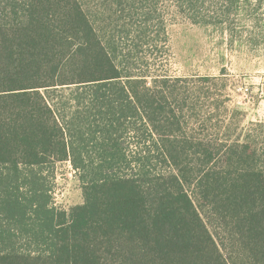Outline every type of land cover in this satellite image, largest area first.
I'll list each match as a JSON object with an SVG mask.
<instances>
[{
  "label": "trees",
  "instance_id": "obj_1",
  "mask_svg": "<svg viewBox=\"0 0 264 264\" xmlns=\"http://www.w3.org/2000/svg\"><path fill=\"white\" fill-rule=\"evenodd\" d=\"M96 24L82 0H0V264H264V124L177 136L176 82L169 102ZM65 160L83 202L61 210L44 172Z\"/></svg>",
  "mask_w": 264,
  "mask_h": 264
},
{
  "label": "rangeland",
  "instance_id": "obj_2",
  "mask_svg": "<svg viewBox=\"0 0 264 264\" xmlns=\"http://www.w3.org/2000/svg\"><path fill=\"white\" fill-rule=\"evenodd\" d=\"M82 2L97 19L103 44L111 40L118 56L135 63L134 75L147 84L168 80L165 96L176 82L183 128L177 136L228 141L254 128L251 123L264 124V0ZM71 89L50 93L66 107L64 112L71 110ZM122 139L130 143V130ZM44 174L56 208L68 210L83 202L70 160L57 162L53 173Z\"/></svg>",
  "mask_w": 264,
  "mask_h": 264
},
{
  "label": "built area",
  "instance_id": "obj_3",
  "mask_svg": "<svg viewBox=\"0 0 264 264\" xmlns=\"http://www.w3.org/2000/svg\"><path fill=\"white\" fill-rule=\"evenodd\" d=\"M56 204V203H55Z\"/></svg>",
  "mask_w": 264,
  "mask_h": 264
}]
</instances>
